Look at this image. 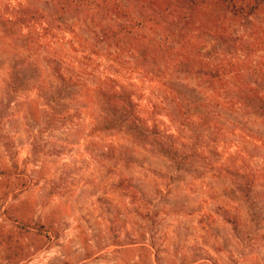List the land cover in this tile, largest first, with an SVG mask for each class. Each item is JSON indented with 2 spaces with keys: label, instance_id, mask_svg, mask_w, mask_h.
I'll use <instances>...</instances> for the list:
<instances>
[{
  "label": "rangeland",
  "instance_id": "1",
  "mask_svg": "<svg viewBox=\"0 0 264 264\" xmlns=\"http://www.w3.org/2000/svg\"><path fill=\"white\" fill-rule=\"evenodd\" d=\"M151 1L129 5L164 28L125 40L109 33L111 15L0 0V264H264V120L236 99L264 87L239 65L206 75L224 55L264 62L252 31L264 11L222 35L191 29L193 49L136 69L171 23ZM81 85L93 87V110L70 99ZM107 88L129 95L143 132L102 130L120 114ZM164 134L179 159L164 153Z\"/></svg>",
  "mask_w": 264,
  "mask_h": 264
},
{
  "label": "trees",
  "instance_id": "2",
  "mask_svg": "<svg viewBox=\"0 0 264 264\" xmlns=\"http://www.w3.org/2000/svg\"><path fill=\"white\" fill-rule=\"evenodd\" d=\"M146 3L148 2H142L141 7H145ZM150 4L151 6H154V9H151V11L154 10L153 12H156L157 15H161V13L168 14L171 17V23L168 25V29H160V31H156V36H158L156 39V47L149 55L148 53L143 54L140 57L142 61L138 59L133 62L136 69L144 67V62H147L149 66H156L155 61H157V58H160V56L162 58L163 55H173L179 48L178 46H181L182 44L181 48H185L186 50L193 49L196 45L193 40L195 37L193 33H191V29L198 30L202 28L203 30L208 31L211 36L217 34L222 35V32L230 30L235 22L239 20H252L253 18H257L264 11V0H156V2L153 0ZM198 7L200 14L202 15V17H200L201 15L199 14V23L197 22V18L193 15V11H196L194 9ZM61 8L63 13H69L78 8H83L87 12L91 11V14L94 16L111 15L109 19L112 23L111 27L113 30L110 29L112 31L109 33H112V37L124 38L125 40H130L135 35L137 36L138 32H142V30L147 28L146 26L149 24H151V26L154 24H161L159 28H164L163 26L166 24V21L158 22L152 16H144L143 13L141 14L132 5H129V0H63ZM161 10L163 12H161ZM177 11L185 13L184 15H181ZM118 20H122V23ZM252 31L253 34H255L253 44H256L259 50L264 51V25L254 24L252 26ZM2 50L4 52L9 51L7 48H2ZM150 57L154 59L153 62L147 61ZM236 62L237 61L231 59L227 55H224L221 64H207L208 73L206 75H208L211 80H215L219 78V75L225 76L226 74L233 73L235 66L239 65L240 68L253 72L257 77V81L264 87V62H258L252 68L248 67V65L245 64V61H238L239 64ZM92 88L81 85V87L76 88L74 97L70 99L77 105V107H83L84 109L90 107V110H93L94 98L92 97V94L94 90ZM102 90L106 92L103 100H106L107 102L114 100L113 104L118 106L120 110L117 119L111 117L101 118L104 120V124L101 127L102 130H111L118 126L131 123L140 130L139 132H143L144 128L139 124L140 117L134 111L129 95L124 93V90H120L123 93L122 95H118L113 91H110L108 88ZM124 98L127 100H125L127 104L122 103L120 100ZM236 99L240 100L248 108L252 110L255 109L258 116L262 117L261 120H264V96L257 94L253 97H250V95L244 97L241 95L237 96ZM210 101L212 103L215 102L216 106H219L224 110H229V107L231 106L230 104H232L229 101L221 100L214 92H212V96H210ZM29 102L35 101L29 99L22 104L28 109L25 114H31L28 104ZM170 110L172 113H169L168 109L169 116L176 119L178 115H176L175 109L171 107ZM222 134L224 135V133ZM164 135L159 137V139L162 140L166 139V144L159 141L161 144L167 145L164 153L175 160L179 159L178 156H175V149H173L172 145L167 142L171 140L172 135ZM250 176L253 180L250 181L249 179H246L250 182H246L243 189L244 197L247 200H250L253 193L251 183L255 182L254 175L250 174ZM142 248L146 249L145 246H142Z\"/></svg>",
  "mask_w": 264,
  "mask_h": 264
}]
</instances>
